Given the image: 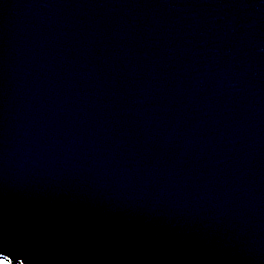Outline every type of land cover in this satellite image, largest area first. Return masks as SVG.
Instances as JSON below:
<instances>
[{"label": "water", "instance_id": "95a60500", "mask_svg": "<svg viewBox=\"0 0 264 264\" xmlns=\"http://www.w3.org/2000/svg\"><path fill=\"white\" fill-rule=\"evenodd\" d=\"M0 260L264 264V0H0Z\"/></svg>", "mask_w": 264, "mask_h": 264}, {"label": "bare ground", "instance_id": "6f19581e", "mask_svg": "<svg viewBox=\"0 0 264 264\" xmlns=\"http://www.w3.org/2000/svg\"><path fill=\"white\" fill-rule=\"evenodd\" d=\"M0 264H9L8 262L1 261Z\"/></svg>", "mask_w": 264, "mask_h": 264}, {"label": "rangeland", "instance_id": "374dc122", "mask_svg": "<svg viewBox=\"0 0 264 264\" xmlns=\"http://www.w3.org/2000/svg\"><path fill=\"white\" fill-rule=\"evenodd\" d=\"M3 261V260H0V262ZM5 262V261H4Z\"/></svg>", "mask_w": 264, "mask_h": 264}]
</instances>
